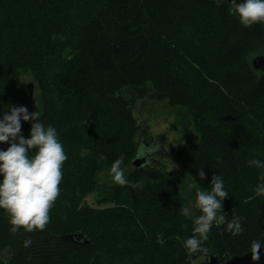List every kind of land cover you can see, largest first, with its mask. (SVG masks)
I'll use <instances>...</instances> for the list:
<instances>
[{"label":"trees","instance_id":"obj_1","mask_svg":"<svg viewBox=\"0 0 264 264\" xmlns=\"http://www.w3.org/2000/svg\"><path fill=\"white\" fill-rule=\"evenodd\" d=\"M25 1L0 0V52L13 74L0 80V103L7 111L27 104L23 77L31 76L41 87L39 120L55 128L68 159L43 231L12 234L0 209V264H192L197 258L209 264L211 254L220 261L244 255L253 240L264 247V195L255 193L264 166L248 164L264 165V71L253 65L264 55V23L242 26L229 14L231 0H38L44 13L36 15L38 24L21 23ZM76 50L77 77L53 85L71 63L63 53ZM146 96L193 112L198 137L186 135L191 142L180 146L177 159L196 190L211 191L218 175L228 192L225 223L213 224L203 244L207 254L189 255L184 246L195 225L182 215L180 184L153 163L133 165L146 136L134 107ZM34 122L21 118L25 139ZM9 146L0 143V150ZM121 154V167L132 165L127 180L144 177L139 190L113 184V195L99 202L115 207L84 206L99 186L98 173ZM234 216L243 228L236 236L226 229Z\"/></svg>","mask_w":264,"mask_h":264},{"label":"clouds","instance_id":"obj_2","mask_svg":"<svg viewBox=\"0 0 264 264\" xmlns=\"http://www.w3.org/2000/svg\"><path fill=\"white\" fill-rule=\"evenodd\" d=\"M229 14L239 18L244 27L264 23V0H231ZM21 118L23 121H35L31 126L30 137L25 139L21 133ZM40 112L28 113L26 107H13L3 114L0 119V143H9L7 150H0V209L9 217L10 232L15 234L20 229L31 233L43 231L50 221V212L60 196V184L63 179V166L68 159L62 143L57 138L54 127L40 122ZM34 151V155H29ZM123 154L116 159L110 168L109 175L113 182L120 186L128 184L124 169L121 167ZM249 166L260 167L258 160L248 161ZM171 171V170H170ZM197 175L203 180L205 172L198 170ZM140 183L132 184L133 188ZM211 191L197 189L195 208L200 215L194 218L193 236L186 239L184 246L189 255L196 253L207 254L209 249L203 244L208 240V233L213 224L217 227L225 223L226 215L222 210V201L228 196L224 182L218 175L211 179ZM190 189L195 183H190ZM256 195H264V184L256 187ZM182 215L192 218L190 207L181 210ZM226 229L233 236L243 232L239 217L227 222ZM161 245L165 243L163 235L157 238ZM24 247L32 244L31 238L26 239ZM261 243L251 242L249 251L251 259H260Z\"/></svg>","mask_w":264,"mask_h":264},{"label":"rangeland","instance_id":"obj_3","mask_svg":"<svg viewBox=\"0 0 264 264\" xmlns=\"http://www.w3.org/2000/svg\"><path fill=\"white\" fill-rule=\"evenodd\" d=\"M38 0H28L23 2L20 5H23L24 10L26 9L27 12L23 13L18 11V18L19 22L27 23L31 20H35L36 22V15L42 17L44 13L42 9L37 6L36 2ZM221 2V0H219ZM93 6V5H92ZM90 10L91 7L87 6ZM95 11V8L92 7ZM86 13V12H85ZM83 13V15H85ZM37 23V22H36ZM38 24V23H37ZM35 27L38 30V25ZM66 59H71V63L67 66L64 70V76L61 77L60 75H55L52 79L53 85H60L67 80H69V76L72 74L74 77H77L78 69H81V64L76 66V62L79 60L77 57L79 53L77 50L74 51L72 54L63 53ZM77 59V60H76ZM5 60L1 57L0 52V80L3 82L6 78L8 81L10 78L9 76H13L11 70L7 64H5ZM7 74V75H6ZM7 76V77H5ZM97 78V83H98ZM23 82L26 89L29 90V85L32 84V95L31 100L25 105H19L18 107H26L27 110H30L32 113L39 111L40 103H41V90L38 82L33 80L31 76H24ZM61 82V83H60ZM93 86H96V82H93ZM1 87V82H0ZM1 102V101H0ZM5 105L0 103V119H3V114L7 112L5 109ZM134 114L135 116H139L141 119V125L143 128L146 129V136L145 142L148 145L158 146V149H165L166 151H162V154H157L156 159L152 158L153 164L156 168L163 171L166 175L173 178L180 184L182 194L185 200V207H190L193 213L192 219H194L197 215V209L195 208L196 202V189L189 188V184L192 183L189 177L187 176L186 171L184 170L182 164L177 159V152L182 144L189 143L190 140L186 139V135H189L191 138L198 137V133L195 129V116L193 112L187 107H177L172 106L168 103V101H158L156 99H152L149 96H146L143 99L137 100L134 107ZM136 135L132 136V141H135ZM191 142V141H190ZM163 143V146H162ZM170 152V154H167ZM162 159L161 162H159ZM132 170V165H128L124 169L125 178L127 179L129 173ZM171 170V171H170ZM110 169H104L98 173L97 179L99 182V186L89 194L83 201L84 206H88L95 209H104V208H113L115 207V202L110 203H103L100 205L99 201H103L104 197L111 196L114 193V189H112V185L115 183L113 182L111 176L109 175ZM129 182V181H128ZM144 182V177H141L139 181L134 180V183ZM132 183V184H134ZM141 183V184H142ZM128 184H131L129 182ZM127 184V185H128ZM132 184L130 185L132 187ZM140 184V185H141ZM118 185V184H116ZM135 190H139V188H134ZM124 208H128L124 206ZM153 250L148 252L152 255ZM154 258L159 259V257L154 256ZM192 264H205L204 258H197L192 260Z\"/></svg>","mask_w":264,"mask_h":264},{"label":"water","instance_id":"obj_4","mask_svg":"<svg viewBox=\"0 0 264 264\" xmlns=\"http://www.w3.org/2000/svg\"><path fill=\"white\" fill-rule=\"evenodd\" d=\"M253 65L257 69H261L264 71V55H260L254 58ZM32 87L33 85L30 84L29 85L30 95H32V92H33ZM162 146H163V143H162ZM159 147H160V144L158 146L148 145L145 142L144 134H141L139 145H138V154L133 160V165L137 168H140L146 164H152L153 163L152 158L156 159L157 154L160 155L163 153L162 151H166L165 149L163 150L158 149ZM167 154L169 153L167 152ZM161 161L162 159L159 162ZM208 263L209 264H264V247L261 246L260 259L257 261H253L251 259V252L249 251L245 253L244 255L233 256L232 258L226 261H220L217 255L211 254L208 257Z\"/></svg>","mask_w":264,"mask_h":264}]
</instances>
